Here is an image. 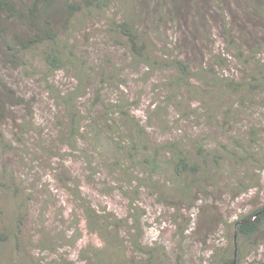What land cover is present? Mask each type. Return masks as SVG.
Instances as JSON below:
<instances>
[{
  "label": "trees",
  "instance_id": "trees-1",
  "mask_svg": "<svg viewBox=\"0 0 264 264\" xmlns=\"http://www.w3.org/2000/svg\"><path fill=\"white\" fill-rule=\"evenodd\" d=\"M110 2L0 0L2 58L28 74L38 59L50 80L63 72L65 78L77 81L75 87L67 84L65 93L53 81L46 84L65 112L64 122H57V133L50 136L67 147L63 153L56 149L58 144L55 150L41 147L46 142L41 124L3 122L5 95L12 98L11 105L24 100L14 98L15 91L0 80L4 87V91L0 88V153L24 146L22 152L30 155L29 144H34L51 158L45 162L35 157L44 168L49 165L47 179L39 185L38 178L27 182L38 167L34 161H29L26 176L9 162L0 163V264H41L33 252L62 248L60 240L67 229L59 237L58 227L48 223L52 206L59 204L56 218L64 217L63 206L72 205L74 221L81 209L89 229L101 235L107 249L128 243L144 256L128 259L118 249L120 260L113 264H157L152 249L142 247L139 236L132 234L129 218L98 204L91 188L102 197L122 196L135 209L134 215L141 209L137 217L145 214V195L162 204L175 198L172 206L177 212L183 205L190 212L196 208L202 224L213 227L222 218L218 205L222 191L231 192L235 200L240 194L252 197L263 190L264 111L256 117L254 113L259 106L264 110V5L252 0L248 17L236 9L253 21L249 26L255 24L251 39L244 34L249 26L243 29L239 16L220 2L216 6L223 14L222 24L215 13L213 21H206L193 3L181 8L178 0H168L167 13L147 25L141 23L145 14L139 16L132 9L120 17H106L101 28L106 43L127 49L141 75L139 81L147 82L155 71L165 74L154 88L160 92L144 104L141 98L116 89L118 84L112 85L117 78L119 85L128 84L125 68L112 66L109 57L108 64L93 61L82 53L76 38L75 31H86L97 14H106ZM181 21L186 31L175 26ZM166 25L175 26L170 37ZM233 60L237 64L232 65ZM109 90L114 94L105 97ZM89 95L87 101L80 100ZM7 130L17 146L7 139ZM33 132L38 133L29 142ZM65 155L81 159V177L62 161L53 164V157ZM84 185L92 186L90 191ZM232 209L227 208V213ZM232 217L223 218L226 242L212 245L204 264H264V200L235 211ZM122 229L128 230V238L121 237ZM80 233L77 229L73 238Z\"/></svg>",
  "mask_w": 264,
  "mask_h": 264
},
{
  "label": "rangeland",
  "instance_id": "rangeland-1",
  "mask_svg": "<svg viewBox=\"0 0 264 264\" xmlns=\"http://www.w3.org/2000/svg\"><path fill=\"white\" fill-rule=\"evenodd\" d=\"M181 3V8L185 7L186 4L193 3L195 7H198V11L201 13L203 18H206V21H213V15L215 13L219 24H222L223 14L216 6L217 2H220L225 8L231 9L233 14L237 17L239 16L240 25L243 23V29L249 26L250 23H253L252 20L245 19L240 11L236 9L243 10L246 17L247 13L251 14L253 11L252 0H178ZM258 5H264V0H253ZM168 0H111L110 7L107 8L106 14L103 16V13L97 14L94 19L88 24L86 31L76 30L75 35L78 39V43L81 45L82 53H86L93 61L104 60L107 63V57L114 62L112 66H119L125 68L124 76L128 80L127 85H119V78L116 76V80L112 85H116V89H123L126 94H129L131 98H141L145 103L149 100L151 96L157 95L160 91L154 90L157 87V84H160L165 79V74L161 72L150 73V77H147V82L139 81L141 75L136 73V65L132 62V59L127 51L121 45H110L106 42V37L104 33L102 34V27L105 26L107 18L106 17H120L123 16L126 10L132 9L137 11L138 15L143 12L145 17L141 19V23L145 25L149 24L150 21H157L163 13H167L169 4L166 3ZM209 11V12H207ZM131 13V12H129ZM136 13V15H137ZM143 14V15H144ZM242 16V22H241ZM209 17V19H207ZM160 22V21H159ZM211 24V23H209ZM177 29L180 32L186 31V25L184 21H181ZM173 25H166V36H171ZM158 27V26H155ZM255 24H251L247 31H244V34L251 39L254 36ZM154 28V27H153ZM151 28V30L153 29ZM154 35V33H153ZM179 36V35H177ZM161 44H164L160 42ZM218 43H223V40H220ZM196 56V55H193ZM101 57L100 59H98ZM108 64V63H107ZM232 65L237 64L236 62H231ZM29 74L25 72L24 68H16L10 65L5 59L2 58L0 53V80L2 83L6 84L9 88H12L15 91V96H19L24 101L19 105L12 103V98L10 95H5L6 101V112L3 122H7L9 126L15 124L16 122H35L38 127H42V137L45 136L46 142L41 147H50L55 150V145L58 144L56 149L62 150L65 153L66 146L60 144L59 142L55 143L54 136L57 133L55 126L57 122H64V110L61 108L58 103V99L55 97V92L51 89H48L46 84L49 81L54 84L55 87L60 89L65 93L66 90H63L67 87H75L77 81L74 78H65L63 72H58L54 74L55 76L49 78L47 74V69L42 67V64L37 59L36 62L33 61L32 65L29 67ZM143 72L147 71V68L144 66L139 67ZM143 76V75H142ZM50 84V83H48ZM121 86V87H119ZM1 91H4V87H0ZM115 91L109 90L106 92V96L113 95ZM63 93V94H64ZM90 95L80 96V100L87 101ZM111 97V96H110ZM117 97V95H116ZM111 99H114L111 97ZM264 108V107H263ZM255 117L263 113V109L259 106L255 109ZM63 115V116H62ZM6 124V125H7ZM7 125V126H8ZM39 131V130H37ZM38 133V132H37ZM35 132L29 136V142L34 139V136L37 134ZM6 137L9 142L13 143L14 137L10 130L5 131ZM28 142V143H29ZM30 150L32 153L30 155L22 152L21 147L19 150L13 149L6 154L0 153V163L9 162L14 169L18 170L20 176L25 175V171L28 170L30 165L29 161H34L38 167L36 168L35 173L27 178V182L31 183L32 180L38 178L42 182L46 181L49 165H46L44 168L41 166L39 160H35V157L40 156V160L45 162H50L51 158L48 155H42V148L34 146V144H29ZM9 159V161H8ZM53 164L56 165L59 162H64L66 166L74 175L80 176L84 172V168L80 158H71L70 155H65L64 157H53ZM40 162V164H39ZM63 167V166H62ZM23 176V177H24ZM27 182L25 185H28ZM88 185H84L85 191H90ZM263 190L260 194L252 197L243 196L240 194L235 200V196L228 191H220L223 196L221 200L218 201L219 208L222 212V218L217 221L215 227L206 223L202 224L201 215L198 210L192 208V211L186 207L181 206L177 212V207L173 205L174 199L172 201L167 200L164 204L156 202L155 198L148 197L145 195V202L142 203V207L145 210L143 216H138L139 212L135 214V209H133L127 202L119 195H113L108 197H102L98 193L94 194V189L91 188L93 198L98 204L106 205L109 211H112L121 217L129 218V224L132 225V234L139 236V241L142 247L146 248L149 246L153 253L154 261H157V264H204L206 260L211 255V246L216 244H224L223 232L224 224L223 218L229 217L230 220L233 219L232 215L235 214V211L245 209L247 206L253 207L254 203L258 202L260 199L264 200V178L262 179ZM254 192V191H253ZM92 196V195H91ZM60 206V204L58 205ZM58 206H52V209L49 213L50 219L48 221L50 226L55 225L58 230H60L59 237H61V232L66 230V235L61 241L62 248L57 252H43L38 251L33 252L37 259H41V264H113L120 260L119 250H123L128 259L134 258L135 256L144 257L143 254L133 248L128 243H123L121 246L112 245L107 249V242L101 237L97 231H92L88 227V223L83 216L81 209L78 212V221H74L75 218L72 217L71 212L73 206L65 207L63 206L64 217H57L54 211H57ZM227 208H233L232 211L228 214ZM191 214L193 220L191 219ZM231 215V216H229ZM205 221L211 222L210 218H207L204 215ZM191 222V223H190ZM212 227L213 229L209 228ZM217 228V230L215 229ZM79 230L82 234L80 237L74 239V233L76 230ZM122 238H128V230L122 229ZM42 257H41V255ZM150 257V256H147Z\"/></svg>",
  "mask_w": 264,
  "mask_h": 264
}]
</instances>
